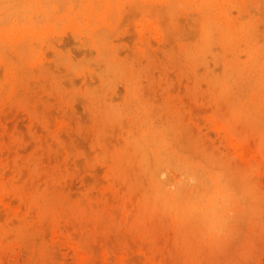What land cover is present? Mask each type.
<instances>
[{
	"label": "rangeland",
	"instance_id": "rangeland-1",
	"mask_svg": "<svg viewBox=\"0 0 264 264\" xmlns=\"http://www.w3.org/2000/svg\"><path fill=\"white\" fill-rule=\"evenodd\" d=\"M0 33V264H264V0H0Z\"/></svg>",
	"mask_w": 264,
	"mask_h": 264
},
{
	"label": "bare ground",
	"instance_id": "bare-ground-1",
	"mask_svg": "<svg viewBox=\"0 0 264 264\" xmlns=\"http://www.w3.org/2000/svg\"><path fill=\"white\" fill-rule=\"evenodd\" d=\"M3 1H4V0H3ZM150 1H151V0H150ZM154 1H155V0H154ZM1 2H2V1H1ZM154 3H155V2H154ZM117 8H118V7H117ZM117 8H116V9H117ZM141 8H142V7H141ZM154 8H155V7H154ZM154 8H153V9H154ZM59 9H60V8H59ZM214 9H215V8H214ZM140 11H141V10H140ZM159 11H161V10H159ZM214 17H215V16H214ZM214 17H212V19H214ZM224 17H225V16H224ZM42 19H43V18H42ZM221 19H222V18H221ZM223 21H224V20H223ZM226 21H227V20H226ZM226 21H225V22H226ZM212 23H213V21H212ZM47 24H48V23H47ZM52 26H53V25H52ZM52 28H53V27H52ZM42 29H43V27H42ZM13 30H14V29H13ZM219 31H220V30H219ZM16 32H17V31H16ZM30 32H31V31H30ZM37 32H38V31H37ZM46 32H47V31H46ZM0 34H1V33H0ZM47 34H48V33H47ZM53 34H54V33H53ZM240 34H243V33L240 32ZM219 35H220V34H219ZM229 35H230V34H229ZM237 35H238V34H237ZM9 36H10V34H9ZM16 36H18V35H16ZM141 36H142V35H141ZM238 36H239V35H238ZM226 37H227V35H226ZM2 38H3V37H2ZM2 38H1V39H2ZM229 38H230V36H229ZM226 39H227V38H225L224 41H226ZM232 41L234 42V40H232ZM243 45H244V44H243ZM39 48H40V47H39ZM43 48H44V46H43ZM43 48H42V49H43ZM245 48H246V47H245ZM212 49H213V48H212ZM250 49H251V48H250ZM9 55H10V54H9ZM40 55H41V54H40ZM11 56H12V55H11ZM37 57H38V56H37ZM15 59H16V58H14V60H15ZM38 59H39V58H38ZM12 60H13V59H12ZM34 61H35V60H34ZM229 61H230V60H229ZM237 62H238V61H237ZM29 64H30V63H29ZM233 64H234V63H233ZM224 65H225V64H224ZM236 65H237V64H236ZM31 66H32V64H31ZM210 66H212V65H210ZM110 67H111V66H110ZM215 69H217V68H215ZM235 69H236V68H235ZM113 71H114V70H113ZM18 73H19V72H18ZM218 73H219V72H218ZM233 73H234V72H233ZM218 75H219V74H218ZM85 76H86V74H85ZM86 77H87V76H86ZM94 78H95V77H94ZM23 79H24V78H23ZM95 79H97V78H95ZM0 80H1V79H0ZM21 83H22V82H21ZM21 83H20V84H21ZM2 85H3V87H4V84H3V83H2ZM217 85H218V84H217ZM7 86H9V85H7ZM7 86H5V88H6ZM228 87H229V86H228ZM2 93H3V92H2ZM9 93H10V92H9ZM153 111H154V110H153ZM216 122H217V121H216ZM213 124H215V123H213ZM216 125H218V124H216ZM128 137H129V136H128ZM228 139H229V138H228ZM228 141H229V140H228ZM230 142H231V141H230ZM228 143H229V142H228ZM128 146H129V145H128ZM238 156H239V155H238ZM242 157H243V156H242ZM240 158H241V157H240ZM168 164H169V163H168ZM159 169H160V168H159ZM163 171H164V170H163ZM163 171H162V170L158 171V175H160V177H162L163 174H165V173H163ZM4 172H5V171H4ZM164 172H165V171H164ZM167 172H168V171H167ZM170 172H171V171H170ZM170 172H169V174H170ZM173 173H174V172H173ZM1 174H2V173H1ZM3 174H4V173H3ZM185 174H186V173H185ZM255 174H256V173H255ZM182 175H183V174H182ZM256 175H258V174H256ZM256 175H255V176H256ZM259 175H260V174H259ZM164 176H165V175H164ZM164 176H163V177H164ZM0 177H1V176H0ZM155 177H156V175H155ZM155 177H154V178H155ZM167 177H168V176H167ZM181 177H182V176H181ZM188 177H189V176H188ZM191 177H192V176H191ZM154 178H153V180H154ZM168 178H169V177H168ZM168 178H167V179H168ZM10 179H11V178H10ZM196 179H197V178H196ZM6 180H7V179H6ZM8 180H9V179H8ZM159 180H161V179H159ZM189 180H190V177H189ZM191 180H192V183H194L195 179H194V180L191 179ZM9 181H10V180H9ZM143 181H144V180H143ZM163 181H165V180H163ZM0 182H1V181H0ZM5 182H6V181H5ZM13 182H14V181H13ZM161 182H162V180H161ZM167 182H169V181L167 180ZM182 182H183V181H182ZM162 183H164V182H162ZM171 183H172V178H171ZM188 183H189V182H188ZM190 183H191V181H190ZM195 183H196V182H195ZM6 184H7V183H6ZM157 184H158V183H157ZM155 185H156V184H155ZM164 185H165V184H164ZM167 185H168V184H167ZM186 185H187V184H186ZM156 186H157V185H156ZM171 186H173V185H171ZM186 187H187V186H186ZM7 188H8V187H7ZM11 188H13V187H11ZM183 189H184V188H183ZM31 191H32V190H31ZM36 191H37V190H36ZM162 191H163V190H162ZM170 192H171V189H170ZM43 193H44V192H43ZM47 193H48V192H47ZM160 193H161V192H159V194H160ZM163 193H164V192H163ZM166 193H167V192H166ZM6 194H8V193H6ZM9 195H10V194H9ZM11 195H12V194H11ZM167 195H168V194H167ZM169 195H170V194H169ZM191 195H192V194H191ZM161 196H163V195H161ZM1 197H2V195H1ZM165 197H166V196H165ZM167 197H168V196H167ZM177 197H178V196H177ZM13 198L15 199V197H13ZM22 198H23V197H22ZM22 198H21V199H22ZM27 199H28V198H27ZM160 199H161V198H160ZM168 199H169V198H168ZM0 200H1V198H0ZM11 200H12V199H11ZM24 200H25V199H24ZM161 201H162V200H161ZM167 201H168V200H167ZM170 201H171V199H170ZM1 202H2V201H1ZM1 202H0V203H1ZM11 202H12V201H11ZM24 202H25V201H24ZM2 203H3V202H2ZM26 203H27V201H26ZM167 203H168V202H167ZM33 204H34V203H33ZM0 205H1V204H0ZM25 205H26V204H25ZM41 205H42V204H41ZM180 205H181V204H180ZM2 206H5V204H4V205L2 204ZM53 206H54V205H53ZM56 207H57V206H56ZM190 207H192V206H190ZM3 208H4V207H3ZM5 208H6V206H5ZM5 208H4V209H5ZM177 208H178V207H177ZM180 209H181V208H180ZM8 211H9V209H8ZM14 211H15V210H14ZM20 211H21V209H20ZM20 211H19V212H20ZM180 211H181V210H180ZM10 213H12V212H10ZM184 213H185V212H184ZM186 213H187V212H186ZM12 214H14V213H12ZM20 214H21V213H20ZM8 215H9V214H8ZM22 216H23V215H22ZM182 216H183V215H182ZM198 216H199V214H198ZM203 216H204V215H203ZM12 217H13V216H12ZM17 217H18V216H17ZM196 217H197V216H196ZM26 218H27V217H26ZM20 220H21V219H20ZM8 221H9V220H8ZM13 221H14V220H13ZM24 221H25V220H24ZM1 222H2V221H1ZM16 222H17V221H16ZM20 222H21V221H20ZM2 223H3V222H2ZM9 223L12 225V222H11V221H10ZM21 224H22V223H21ZM16 227H17V226H16ZM20 227H21V226H20ZM6 228H7V227H6ZM10 229H11V228H10ZM5 235L8 236L7 234H5ZM5 235H4V236H5ZM6 236H5V237H6ZM0 240H2V239H0ZM3 240H4V238H3ZM3 240H2V241H3ZM3 242H4V241H3Z\"/></svg>",
	"mask_w": 264,
	"mask_h": 264
}]
</instances>
